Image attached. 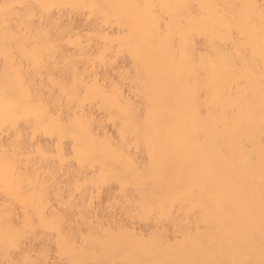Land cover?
Listing matches in <instances>:
<instances>
[{
    "label": "bare ground",
    "instance_id": "obj_1",
    "mask_svg": "<svg viewBox=\"0 0 264 264\" xmlns=\"http://www.w3.org/2000/svg\"><path fill=\"white\" fill-rule=\"evenodd\" d=\"M0 264H264V0H0Z\"/></svg>",
    "mask_w": 264,
    "mask_h": 264
}]
</instances>
